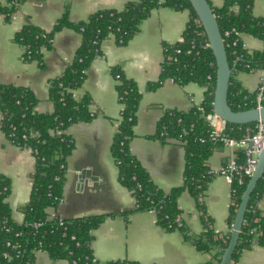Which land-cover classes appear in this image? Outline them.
I'll list each match as a JSON object with an SVG mask.
<instances>
[{
  "label": "crops",
  "instance_id": "crops-1",
  "mask_svg": "<svg viewBox=\"0 0 264 264\" xmlns=\"http://www.w3.org/2000/svg\"><path fill=\"white\" fill-rule=\"evenodd\" d=\"M130 0H23L9 18L0 13V83L30 89L37 99V112H52L48 96V80L60 75L72 61L81 43L75 29L63 26L52 35V44L43 52V64L22 57V46L15 41L16 33L25 25L50 31L62 15L72 22L83 20L96 10L122 9ZM6 0H0L4 5ZM220 7L222 0H210ZM254 16L264 15V0H251ZM189 18L187 9L175 10L166 5L150 9L138 25L135 34L118 44L110 34L101 43L96 56L85 72L80 86L72 92L74 98L88 99L91 119L70 124L66 132L73 140V149L66 159L61 201L47 213L63 219L104 215L92 230L90 247L97 264L131 261L138 264H205L213 251L198 250L195 239L207 226L216 236L230 232L227 223L231 204L230 185L223 176L215 175L201 194L203 209L197 207L194 196L184 188L176 197L179 223L190 237L179 229L161 227L155 213L139 210L131 191L118 179V168L111 154L113 135L120 119L112 66H118L127 78L136 82L141 94L135 114L129 150L147 171L153 183L168 191L183 183L185 156L183 146L174 140L162 141L155 136L163 109L186 110L201 103L205 87L196 82L179 84L166 79L155 88L148 84L158 79L163 59V45L180 37ZM248 50L260 49L261 41L247 33L240 34ZM264 68L249 71L234 69L233 76L241 87L252 92L258 86ZM0 111V120H1ZM229 150L216 146L206 165L217 170L227 162ZM35 158L28 148L10 142L0 128V174L9 181L5 198L11 217L21 222V207L29 200ZM264 208V200H262ZM34 264H69L66 259H54L44 250L34 252ZM239 264H264V246L244 249Z\"/></svg>",
  "mask_w": 264,
  "mask_h": 264
},
{
  "label": "trees",
  "instance_id": "trees-1",
  "mask_svg": "<svg viewBox=\"0 0 264 264\" xmlns=\"http://www.w3.org/2000/svg\"><path fill=\"white\" fill-rule=\"evenodd\" d=\"M23 0H6L0 4V13L9 18ZM210 3V0H208ZM166 5L175 10L187 9L189 18L181 37L174 43L163 45V59L157 81L148 84L155 88L166 79L179 84L196 82L204 86V98L197 105L186 110L163 109L156 126L155 136L162 141L174 140L184 149L185 167L183 183L168 191L161 190L151 180L147 171L129 150L133 134L135 114L141 94L136 82L127 78L118 66H112L118 101L121 105L120 119L111 143V154L118 168V179L127 187L134 199L135 207L155 213L156 222L166 230L179 229L186 239L190 237L179 223L176 197L187 188L194 196L197 207L203 209L199 196L214 176L209 173L206 160L219 144L209 139L210 125L205 120L212 111L215 83V60L201 24L188 0H130L122 9L105 8L96 10L87 18L72 22L62 15L50 31L32 25L23 26L15 35L22 57L43 64V52L52 44V35L63 26H68L81 35V43L70 64L58 76L48 80V96L53 102L52 112H37V99L25 87L0 83V128L13 144L28 148L35 158L32 186L29 200L21 207L23 219L16 222L5 198L10 186L7 178L0 174V264H34V252L46 251L54 259H66L69 264H97L90 242L92 230L102 221L104 215H92L74 219L48 217V208L57 205L62 198L66 159L73 149V140L66 132L67 127L78 121H87L93 116L88 109V99L74 98L72 92L80 86L91 61L101 54V43L110 34L118 44H125L137 31L139 22L150 9ZM211 5V4H210ZM251 0H222L220 7H213L220 34L225 44L227 60L234 69L249 71L264 68V15L254 16ZM229 31L225 35V31ZM235 31L239 35L235 34ZM247 33L258 38L262 47L248 50L240 34ZM209 76V77H208ZM227 101L231 109L256 107L255 91L244 90L233 76H230ZM253 123H225L224 131L232 137H239L247 126ZM241 157L240 151L237 153ZM249 180L231 183V199L227 223L231 227L235 211ZM264 200V174L252 191L244 213L241 232L229 264H239L244 249L253 245L264 246V210L257 206ZM40 222L38 227L35 223ZM229 233V232H228ZM216 236L207 226L201 236L191 239L198 250L213 251L212 258L205 264H217L229 234ZM109 264H138L131 261H115Z\"/></svg>",
  "mask_w": 264,
  "mask_h": 264
},
{
  "label": "water",
  "instance_id": "water-1",
  "mask_svg": "<svg viewBox=\"0 0 264 264\" xmlns=\"http://www.w3.org/2000/svg\"><path fill=\"white\" fill-rule=\"evenodd\" d=\"M192 9L194 10L197 19L199 20L204 34H206L209 47L212 51L215 60V85L212 99V110L224 122L234 124L253 123L260 119H264V104L259 107H252L248 109L233 110L227 101V93L230 76L233 67H230L225 50V44L220 34L215 14L212 6L208 0H188ZM264 174V147L258 154L255 170L245 183L244 190L240 195L234 219L228 233V240L226 246L220 255L217 264H229L232 253L237 244L239 234L241 232L244 213L247 208V203L252 191L254 190L258 180Z\"/></svg>",
  "mask_w": 264,
  "mask_h": 264
},
{
  "label": "built area",
  "instance_id": "built-area-1",
  "mask_svg": "<svg viewBox=\"0 0 264 264\" xmlns=\"http://www.w3.org/2000/svg\"><path fill=\"white\" fill-rule=\"evenodd\" d=\"M195 22L200 24L198 19L195 20ZM228 34L229 31H225V35ZM235 34L239 35L237 31H235ZM204 46H209L208 41L204 42ZM258 83V86L254 90L256 107L264 104V74L263 76H261L260 82ZM197 109L203 111V107L199 104ZM205 120L211 127L209 133L210 141H212L214 144H219L229 150V158H227V162L219 169H209L208 172L214 174V176H223L226 182L230 185L231 195V183H233V181L236 179L240 183L244 176L250 177L255 170L258 154L264 147V119L253 122L252 126H247L245 132H243V134L239 137H232L224 131L226 122L218 117L214 113V111L211 114H207L205 116ZM239 151L241 157L238 158L237 153ZM199 200L201 202V195L199 196ZM261 203L262 201L260 200L257 203V206L264 210ZM48 217L56 218L58 219L59 223H62L63 218L56 217L55 215L49 213ZM39 225L40 222L35 223L34 227H38Z\"/></svg>",
  "mask_w": 264,
  "mask_h": 264
}]
</instances>
